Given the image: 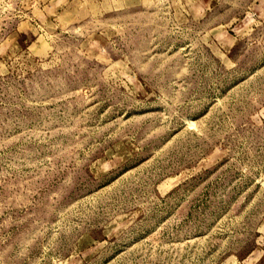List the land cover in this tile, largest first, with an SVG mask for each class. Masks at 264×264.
<instances>
[{
	"label": "rangeland",
	"instance_id": "1",
	"mask_svg": "<svg viewBox=\"0 0 264 264\" xmlns=\"http://www.w3.org/2000/svg\"><path fill=\"white\" fill-rule=\"evenodd\" d=\"M0 264H264V0H0Z\"/></svg>",
	"mask_w": 264,
	"mask_h": 264
}]
</instances>
